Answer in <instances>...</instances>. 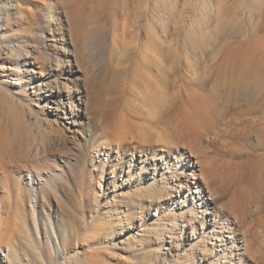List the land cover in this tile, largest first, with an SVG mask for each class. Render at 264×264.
<instances>
[{
  "label": "rangeland",
  "instance_id": "rangeland-1",
  "mask_svg": "<svg viewBox=\"0 0 264 264\" xmlns=\"http://www.w3.org/2000/svg\"><path fill=\"white\" fill-rule=\"evenodd\" d=\"M60 26L78 52L76 79L62 65L44 71L55 67L100 106L71 133L32 88V56L55 50ZM256 87L264 0H0V264H264ZM188 158L199 194L175 172ZM150 183L170 196L144 195ZM204 210L243 223L217 241ZM234 234L254 241L250 252L232 251Z\"/></svg>",
  "mask_w": 264,
  "mask_h": 264
},
{
  "label": "bare ground",
  "instance_id": "bare-ground-1",
  "mask_svg": "<svg viewBox=\"0 0 264 264\" xmlns=\"http://www.w3.org/2000/svg\"><path fill=\"white\" fill-rule=\"evenodd\" d=\"M54 18L53 15L44 17V20L40 23V26L43 29H46L47 26L49 25V23L51 22L50 20ZM67 29L63 26H60L58 29H56V31L54 32L53 38L51 39L52 42H54V48L55 50L51 51V52H45L44 54H40L38 56H32V59L34 62H32L31 64H33L34 66H38L39 68V72H37L35 69H33V74H35L34 76L37 77L38 76V81H34L32 83V88L33 89H37L38 91V96H40V98L43 99L44 103L47 106V109L50 112V116L55 117L54 119L56 121H63L62 122V128L66 131V132H75L76 129L80 126L82 120L86 119H90V117L95 116L96 114H98V110L100 108V106L97 104L96 98L94 96H90L86 90L84 89V91H80V89L78 90V85H75L76 88H72L69 87L65 81L66 77L65 74H60V73H54L53 72H57L55 67H50V69L46 72L44 71V66H46L48 63H54L56 66L57 65H62L64 67H67L69 72V75L74 77V81H75V75L78 72L76 69V65L72 64L71 59L73 57H77L75 55V52L71 51L69 49V46H73L72 41L68 38V34L66 33ZM101 32H106V28L105 27H101L100 28ZM105 32L103 34H105ZM62 36V38H61ZM44 37V36H43ZM49 46V45H48ZM58 47V48H57ZM80 49V48H79ZM75 51V50H74ZM30 55V53H29ZM14 56H17V54H15ZM28 58H31L28 57ZM80 62V60H79ZM78 62V63H79ZM52 71V72H51ZM262 85L261 82H257V86ZM258 89V90H257ZM253 90L252 86L249 87L248 89H242L240 91V95L242 97L246 96L247 94L251 93ZM257 90V94L262 95V93L264 92L263 88H259L256 87ZM77 93L79 95V97L76 99L74 93ZM256 92V91H255ZM86 93V95H85ZM264 95V93H263ZM83 97L86 98V100H83ZM264 97V96H263ZM264 99V98H263ZM76 100V101H75ZM77 100H79V103L77 104ZM82 100V101H81ZM87 124V123H85ZM86 138L85 141L90 142L91 138L93 136H95L96 134L94 133V131L91 129V127L89 126V128L84 131ZM43 134V133H42ZM43 137V135H42ZM107 139L105 141H103L105 147L107 150H112L110 143L112 141H109V137H106ZM110 142V143H109ZM108 147V148H107ZM178 153V152H177ZM180 155L183 156V154L179 153ZM109 156V154H108ZM187 160V163L185 166H180L178 165L177 168L175 169V172H186V174L182 173V175L184 176V179L182 181H180V184H184V186L187 188V190L189 192H193V187L192 185H190L191 179H194V185L197 187V191L194 194H199V192H201L202 189V185L200 184V179H202L203 181V177L201 178L196 171L190 172V170H188L187 167H192L195 168V164H193V160L188 158L185 159ZM132 162H135L134 160H132ZM197 166V165H196ZM154 177L157 178V176H160V179L164 178V174L161 173V171H154ZM178 177H183V176H177V175H173V179L178 178ZM179 179V178H178ZM156 181V179L154 178V182ZM150 186L145 188L143 190V194L150 196V195H156V192H160L163 194V192H167L165 195L167 196V198L170 196V187L168 188V191L163 188H160L158 191H156V189L153 188V184L150 183ZM167 186H169V183H166ZM163 186V185H162ZM210 191V190H209ZM164 192V193H165ZM211 192V191H210ZM212 195V194H211ZM195 195L192 194V198H194ZM208 195L204 193H201V198H203V202L204 204H202V206L204 207H208L209 203L208 201L210 200L208 197ZM163 197V196H162ZM199 197V198H200ZM156 198V197H155ZM156 200V199H155ZM185 201H182L181 204L183 205ZM197 206V205H196ZM199 206V205H198ZM195 209H197L196 207H192ZM209 209V208H208ZM204 212L206 214H211L214 217V222L212 223V225H214V229L210 230V236L217 238V241H226V236L225 233H233L234 231V223L240 222L241 224L243 223V220L241 217L238 218V215L235 214V219H234V223H232L230 220L227 221H220V215L218 213H210L209 210H204ZM196 213H192L191 215L193 216ZM222 217V215H221ZM219 218V219H218ZM173 222V221H172ZM178 223V222H176ZM174 224V222H173ZM233 225V226H231ZM175 227V226H174ZM172 227L171 228V232H173V230H175V228ZM220 228V229H217ZM218 230V231H217ZM219 230H224V233L219 234ZM156 233V232H155ZM172 234V233H171ZM228 234V235H230ZM232 235V234H231ZM156 236V235H155ZM234 237H237V234H234L233 236L229 237L228 240L231 243H235L237 244L232 251L234 250H239L242 249L243 252H250L248 250V247L251 248L250 246L253 245L252 242L254 241H248V240H237L234 241ZM158 238V237H157ZM221 239V240H220ZM242 241V242H241ZM250 245V246H249ZM11 261V262H10ZM9 263L10 264H17L15 261V258L10 257L9 259Z\"/></svg>",
  "mask_w": 264,
  "mask_h": 264
}]
</instances>
